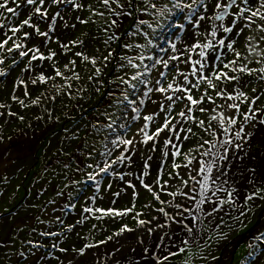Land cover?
Returning a JSON list of instances; mask_svg holds the SVG:
<instances>
[{
    "label": "rangeland",
    "instance_id": "rangeland-1",
    "mask_svg": "<svg viewBox=\"0 0 264 264\" xmlns=\"http://www.w3.org/2000/svg\"><path fill=\"white\" fill-rule=\"evenodd\" d=\"M75 2L83 4L84 7L76 10L67 7L60 11L64 15V20L58 17V23L53 24L56 25L55 31L49 41H45V37L37 35L35 30L28 26H25L21 33L14 37L15 42L24 43L30 48L39 47L45 56H50L54 51L56 52L55 57L31 61V71H24V69L29 67L32 53L29 54V57H19L15 53L7 54L8 58L5 64L0 65V69L8 73L6 76L0 77V103L9 106L0 109V112L5 113L4 116H0V135L3 136V139L0 140V168L2 169L0 171V264H61V262L69 264V261L72 264H152V258L158 255L161 247H164V244L158 243V238L164 242L176 241L175 245H167L168 248H176L180 245L179 238L185 235L181 225L176 222L181 217L177 216V213L175 216L173 215V212L177 210L171 207L167 201L173 200L174 203L179 202L183 205L189 200V197L179 194L176 197H171L167 192L156 188L161 199L165 201L164 204H161L144 189L140 181L152 183L159 173L163 180H169L166 185L167 191L182 188L180 178L171 180L169 174L179 172L180 177L189 179L187 173L192 172L196 167L197 159L205 160L206 157L200 156V153L208 149L217 153L215 156L211 155V163L208 161V164L215 161L219 165V167L213 168V176H216V173L226 163L228 167L224 168V171L229 173V169L233 165L232 162L237 160L234 165L236 164L237 170L240 171L238 178L229 180L228 175L226 177L228 183L224 187L230 185L237 190L236 199L243 206L245 215L240 216V212L236 208H228L225 205L224 211L217 217V219L222 217L219 229H215L214 225H209L214 238L211 247L201 253L200 249L193 245L191 257L184 254L181 257L173 258L166 264H183L186 258L191 260V264H241V261L251 251L247 247L249 242L264 248V239H255L257 233H253L254 225L256 227L258 223L262 221L264 223V201L256 199L253 202H246V195L253 188V185L248 182L249 179L255 181L256 187L264 184V171L258 172L257 170L256 176H252L248 171L251 168L257 169L260 163L264 162V126H261L260 130L256 128L252 139L242 149L230 148L228 150L227 155L230 157V161H220L218 156L223 151L221 143L229 137L224 135L222 130L217 132V121L212 120V116L215 115L219 118V114L225 111L223 106L226 100L224 97L216 95V92H232L235 95L234 88L236 87L235 82H224L223 79L217 82L212 77V71L219 72L222 69L221 60L227 63L229 60L236 59L232 50L219 45V40L235 37L237 43L234 48L235 51L241 53V62L246 63L243 61V57H247L252 61L247 63V66L259 69L264 67V63L256 62L261 60L262 54H264V41L259 39V36L264 34L256 31V26L238 36L235 29L232 34L224 33L223 27L228 26L230 15L226 16L224 20L215 21L211 19L212 8L209 7L205 11L202 4L189 20V9L174 10V14H168L166 17L159 15L157 9L161 5L171 7L173 0H134V4L140 10L128 9L133 11L131 16L114 15L102 5L100 0H75ZM120 2L124 3V0H120ZM183 2L191 3V0H183ZM212 2L213 0H205V3L209 5ZM152 3L157 5V9L150 7ZM237 3L240 4L241 0H237ZM115 8L116 5L113 4L112 9ZM55 9L53 7L50 10V16ZM234 11L235 6L229 10V13ZM97 12L103 13V15L109 14L108 31L118 37V39H110V46H108V40L104 39L105 35L102 37L99 35L103 33V30H93L96 28L95 22L101 21L98 19ZM136 13L139 14L136 15ZM27 14V10H23L19 18H13L11 14L5 13L12 21L10 26L18 25L27 17ZM201 15L205 16V20L199 19ZM81 19L88 22L81 23ZM112 20H116L118 23L111 25ZM140 20L148 23L139 24ZM0 22L7 23L3 20ZM33 22L38 23L41 31L49 32L52 29L50 19L39 20L34 17ZM65 23L69 27H65ZM73 24L75 27L70 26ZM148 24H151L152 27L149 28ZM180 24H183L184 27H177ZM213 30L218 31V35L215 37L211 35ZM3 31L0 30V35ZM23 32H29L31 35L25 38ZM165 34L167 38H165L164 44L159 45L157 39L165 37ZM247 36H253L254 39L249 42L246 39ZM120 39H122L121 45ZM73 41H77V43L73 44ZM208 41L212 42L216 51L195 48L196 43L205 44ZM156 42V45L160 46L158 49L154 48ZM228 42L230 40L226 39V43ZM12 44L13 41H10L8 46H12ZM61 44H66L68 47L62 49ZM172 44L176 45L175 52L171 48ZM125 45H132V47L128 48ZM137 45L142 47H137ZM120 47L124 49V51L120 50L122 56L131 59L134 64H139V69L131 67L127 64V60L121 59H119L117 67L112 68V61L116 57V60L118 59L119 53L116 55V52ZM249 47H251V51L248 50ZM201 51L208 53L206 61L199 55ZM77 52L90 58L95 57L97 63L93 65L90 60H83L81 56L75 55ZM151 52L154 54L153 60L148 59ZM109 53L112 55L105 61L104 58L108 57ZM173 54L180 55L181 61L186 62L171 61L168 69H164L163 65H157V69L167 75L166 81L161 78L162 83L165 84L172 82L173 79L178 82L182 81L183 77L179 75L180 71L190 73L194 61L198 59L205 61L204 71L196 76L189 75L188 80L199 84L198 88L192 89L194 98L204 97V93L207 91L215 104L204 97L203 104L196 106L189 115H194L197 121L204 120V128H208V131L199 127L198 123L187 120V117L184 120L177 117L174 123L184 130L167 133V137L172 139L171 145L164 142V133L155 142L138 144L132 154L131 162L125 161L113 166L116 175L102 174L101 188L95 195L97 197L95 202L85 201L90 192L89 183L74 185L73 181L85 180L86 173L91 171V169H87V164L94 163V161L90 159L89 153L98 157L99 152L103 150L102 142L105 137H108L109 140L120 139L124 134V129L120 128L121 124L131 125V129L127 133V137L131 138L136 130L145 123L142 117L159 110L158 103H153V100L158 99L165 107L168 104L165 95L160 93H150L147 101L144 100V104L138 102L141 92L147 91V87H151V84H140L135 91L128 89L129 100H124L123 94L127 85L121 84L118 80L115 83L106 81L105 76L116 74L117 77L126 76V79H129L137 71H143L144 65L151 68L156 60L161 57L169 59ZM0 55H6L3 49H0ZM141 55L145 57L142 61L139 59ZM216 56H220V60L213 61V57ZM13 58L17 59L19 64L9 68L8 65ZM73 60L76 61L74 66L70 63ZM173 64H178L179 71L172 69ZM65 65H68V69ZM121 65L126 66L122 68ZM196 67L199 68V65ZM56 68L70 79L56 77L55 80H48L46 83L37 80L36 84H32L31 81L37 79L41 73L46 77L55 76ZM73 68L75 73L79 74L78 80L70 71ZM96 68L101 70L100 73L96 72ZM225 71H228L229 75H235L230 69ZM157 75V70L153 69L147 78L154 79ZM201 75L212 78L213 82L217 84V88L215 90L208 88L206 82L199 80ZM20 80H24L27 84V95L24 86L19 85ZM242 80L249 82L247 87L241 89L249 96L259 95L264 91V80L260 79V73H254L251 77L244 75ZM86 81L87 83H85ZM68 82H71V88L68 87ZM183 83L187 85L188 81H183ZM252 88H256L257 91L253 92ZM13 96L23 100L24 105H21L18 100L12 99ZM37 98H39V102L33 103ZM133 100L136 103L129 104V101ZM227 102L231 103V101ZM236 103L241 104V111L247 107L239 100ZM137 106L140 108L139 113L132 111ZM200 106L210 109V111L200 112ZM257 106H264V96L257 102ZM180 110L186 111L183 101L177 102L173 108L169 109V113L175 115ZM8 112L15 113V115L10 116L7 114ZM169 113L161 114V117H158L150 126L151 130L161 123L163 115ZM137 114L141 119L134 121L133 117ZM225 114L227 115V113ZM21 116L24 117L23 120L19 119ZM209 121H211V127ZM109 123L113 124L112 129L104 127ZM94 125L100 126V131H97L93 127ZM248 127L250 128L251 125ZM188 128L193 131L188 132ZM213 132L218 139H214L213 135H210ZM204 140L213 141L216 147L212 148L208 144L201 147ZM109 146L111 147V145ZM119 151L120 149L117 148L116 152ZM127 151L128 148L125 146V154ZM177 151L181 152L180 156L175 155ZM164 153H168V155H164ZM115 155L114 152L113 159ZM186 157H196L187 169L183 168V165L187 164ZM174 163H178L182 167L174 169L172 167ZM144 173H148V175H144ZM206 174L198 175L197 179L201 184ZM120 175H123L125 179L120 180ZM108 184L112 185L111 189L107 188ZM219 184V178L216 179L215 184L210 181V190L207 195L213 199L216 196L223 199L225 193L222 191L213 195L216 185ZM194 187L195 190L191 192V196L195 197V200L188 203L190 211L185 215H198L196 204L200 200L199 186L195 181H190L188 188L183 190L188 191ZM118 191L121 195L116 197L114 193ZM77 195L79 198L73 203L71 199ZM84 204L105 209L112 207L123 210L133 208V205L134 208L132 213L123 217H108L101 216L99 213L82 212ZM69 207L72 211L65 209ZM161 207L165 209L168 216L157 211ZM204 207H208V204H205ZM249 207L251 211L248 210ZM140 213L143 215H137ZM134 216L135 218H133ZM236 216H240V219H234ZM140 219L149 220L151 223L142 226L139 224ZM205 223L207 224L208 221L205 220ZM72 225L75 227L69 231L68 229ZM124 225L133 231H124L121 235L116 236L115 233ZM250 227L251 229H248ZM149 228L153 231L149 232ZM46 232H56L59 235H42ZM243 232L245 234L240 236V233ZM224 233L227 234L226 238L216 239L217 236ZM109 236L113 238L109 240ZM30 241L31 243H29ZM101 241H105V243H101ZM53 243L57 245L56 248L51 247ZM201 243L204 241L201 240ZM85 244H91L93 247L86 249L83 256L78 252L71 251V249H79ZM145 246L149 249L148 252L143 251ZM60 247L67 248L69 251L62 253L59 251ZM154 247L155 251H152ZM22 252L23 256L20 255ZM56 257H59V261ZM202 257H206V259Z\"/></svg>",
    "mask_w": 264,
    "mask_h": 264
},
{
    "label": "snow or ice",
    "instance_id": "snow-or-ice-1",
    "mask_svg": "<svg viewBox=\"0 0 264 264\" xmlns=\"http://www.w3.org/2000/svg\"><path fill=\"white\" fill-rule=\"evenodd\" d=\"M103 6L108 8L110 12H112L116 16L120 15H126L131 16L133 14L132 10L139 11L140 9L134 4V0H124V3H121L120 0H100ZM115 4L116 8L112 9V5ZM204 6L205 11L208 10L209 7L212 8L213 15L211 19L215 21L224 20L226 16L230 15V19L228 21V26L223 27V32L232 34L234 29L236 30V35H241L246 32V30H252L254 26H256V31H258L261 34H264V0H241V3L238 4L237 0H213L212 4L209 5L205 3V0H191V3H184L183 0H173L172 6L168 7L167 5H161L160 8L157 9V5L155 3L150 4V7L153 9H157L159 12V15L161 17H166L168 14H174V10L177 11H183L184 9H189L188 18L191 20V17L196 14V10L200 5ZM62 5H74L76 9H82L84 7L81 3H76L75 0H2L0 2V20L6 21L7 23L0 22V30H4L2 32V35H0V49H3L6 53V55H0V65L5 64V61L7 60L8 56L7 54H13L15 53L19 57H29V54L32 53L29 59V67L25 68L24 71H31V61L33 60H45V59H52L56 56V52H51L50 56H45L43 53H41L39 47L30 48L24 43H18L14 41V37L17 36V34L21 33V30L24 29L25 26H28L29 28H32L35 30V33L39 36H43L45 38L49 37L48 31H41L38 23L33 22V18L37 17L39 20H45L50 19L53 23L55 22V18L59 17L61 20H64V15L59 11V7ZM235 6V11L229 13L230 9H233ZM55 7L57 10L50 16V10ZM132 9V10H128ZM27 10V17L22 20L18 25L10 26L12 25V21L8 19V16L5 15V13L11 14L13 18H19L21 15V11ZM124 10V11H122ZM219 10V11H217ZM98 15H103V13H97ZM79 19V17H77ZM199 19L201 21L205 20V16L201 15L199 16ZM86 20H81V23H87ZM259 22V23H258ZM118 22L116 20L111 21V25H116ZM147 21L140 20L139 24H146ZM239 25V27H237ZM71 27H75V25H70ZM159 26V24H158ZM65 27H69L67 23H65ZM148 27L151 28L152 25L148 24ZM179 28H183L184 25L180 24L177 25ZM52 31H55V29H52ZM11 33V34H9ZM31 33L29 32H23V36L27 38L30 36ZM211 35L213 37L218 35L217 30H213L211 32ZM114 37H109V39H113ZM118 39V37H115ZM226 39H229L230 42L226 43ZM247 41H252L254 39L253 36H247ZM259 39L264 41V35H260ZM13 41L12 46H8L9 42ZM73 44L77 43V41H73ZM79 43H82V41H79ZM237 43V40L235 37H226L219 40V45L224 46L228 50H232L235 53L236 59L229 60L227 63H224L221 60L222 69L219 72L212 71V77L215 78V81L219 82L223 79L224 82H235L236 87L234 88L235 95L232 94V92H225V91H219L216 92V95H219L221 97H224L226 100L225 105L223 106L225 108L224 112H221L219 114V118L217 116H212V120L217 121V127L216 131L219 132L222 130L224 135H227L229 138L226 140H223L221 143V148L223 149L222 152L219 153L218 159L220 161H230V157L227 155L228 150L234 149L239 150L242 149L243 146L252 139L255 130L258 126H264V106H257V102L261 100V97L264 96V91H262L259 95L255 96H249L247 92L241 90L243 87H247L249 82L243 81L242 77L244 75H247L249 77L253 76L254 73H260V79L264 80V67H261L259 69L249 68L247 66V63H251L252 61L248 60L247 57H243V61L241 62V53L235 51L234 45ZM60 47L67 48L68 45L61 44ZM125 47L131 48L132 45H125ZM137 47H142L140 45H137ZM171 48L173 52L176 51V45L172 44ZM195 48L201 49V48H207L211 49L213 51H216L211 41H208L205 44L196 43ZM163 51H167L166 49H162ZM251 51V47L248 49ZM76 56H81L83 60L89 61L95 65L97 63L95 57H88L83 55L81 52L75 53ZM112 54L109 53L108 57H105V61L109 59V57ZM201 57L205 58V61L207 60L208 53L201 51L199 53ZM121 60H127V64L131 65V67L139 69V64H134L131 59L127 57H120ZM139 59L142 61L145 59L144 56H140ZM148 59H152L149 57ZM220 60V56L213 57V61ZM171 61H178V62H186L181 61L180 55L173 54L170 56L169 59H164L161 57L160 59L156 60L152 65L151 68L148 65H144L143 71H137L136 74L132 75L129 79H125L123 76H119L117 79L121 84L127 85V89L124 90L123 99L129 100V92L128 89H131L133 91L138 89V85L145 84L149 85L151 84V87H147V91L142 92V95L148 96L150 93H160L165 95V99L168 102L167 107L163 103H160L157 100H153V103H158L159 110L157 112H154L152 114H146L142 117V119L145 121V123L140 126L136 133L131 137H127L128 131L131 129V125L128 123H124L120 125V128L124 129L123 136L120 137V139H112L109 140L108 137H105V140L103 143V150L99 152L98 157L93 156L91 153H89L90 159L94 161V163H88L87 169H91V171H88L86 173V179L83 181H73L74 185H80V184H86L88 181L95 182L97 190L100 188V180L98 177H100L102 174L108 175L111 173L112 175H116L114 165H119L121 163H124L125 161L131 162L132 161V154L136 150V146L138 144H148L149 142H155L162 133L165 134V143L171 145L172 139H169L167 137L168 132H177V131H183L184 129L182 127H179L177 124L174 123V121L177 120V117L180 118V120H184L185 117H187V120L193 121L194 123H198V126L201 128H204L205 121L204 120H198L194 115H189V113H192L194 108L198 105H202L204 102V97H206L208 100H211L213 104H215V101L211 96L208 95L207 91L204 93V97L202 98H194L192 94L193 88H198L199 84L189 81L188 76H196L198 73H202L205 68V61L202 60H196L192 63V71L190 73H185L180 71L179 75L183 77L182 81H177L176 79H173L172 82L169 83H162L161 78H163L165 81L167 80V75L160 69H157V65H163L164 69H168ZM257 63H264V54H262V59L259 61H256ZM71 65H75L76 61L73 60L70 62ZM19 64V61L15 58H13L8 65L9 68L17 66ZM196 65H199V68L196 67ZM126 65H121V67H125ZM65 67H68V65H65ZM156 69L158 75L154 79H148L147 77L151 74L152 70ZM172 69L174 71H179L178 64H173ZM226 69H230L232 73L235 75H229L228 71H225ZM70 71L73 72V76L75 79H79V74L75 73L74 68L70 69ZM100 69L96 68V72L100 73ZM8 73H6L3 69H0V77L6 76ZM56 77H63L64 79H70V77L64 76V74L57 68L55 69V76L46 77L43 73H41L37 79H33L31 82L32 84H36L37 80L41 83H46L48 80H55ZM144 77V79H141ZM89 79H92V77H89ZM199 80L201 82H206L208 88H211L215 90L217 88V84L213 82V79L206 75H201L199 77ZM183 81H188V84L185 85ZM19 85H23L25 88V94L27 95L26 89L27 84L24 80L19 81ZM18 85V86H19ZM190 85V86H189ZM69 88H71V84L68 85ZM253 92H256V88H252ZM171 93V94H169ZM70 95V93H69ZM151 99V97H149ZM12 99L18 100L21 105H24V101L20 100L18 97L13 96ZM54 99V97H53ZM241 101L244 105H246V109L244 111H241V104L236 103V101ZM183 101L185 110H180L175 115H171L169 113V109L173 108L177 102ZM227 101H231V103H228ZM39 98H37L36 101H33V103H38ZM136 102L129 101V104H135ZM144 100H140V104H144ZM9 106L6 104L0 103V109L8 108ZM133 112L139 113L140 108L134 107L132 109ZM200 112L210 111V109H205L203 106L199 107ZM169 113L167 115H163L161 123H159L154 130H151L150 126L152 123L158 118L161 117V114ZM227 113V115L225 114ZM10 116H14L15 113L8 112L7 113ZM5 113L0 112V116H4ZM20 120H23L24 117H19ZM39 119V117H38ZM141 119L140 115H136L133 117L134 121H139ZM209 126L211 127V121L208 122ZM227 125V126H226ZM251 125L249 128L248 126ZM97 131H100V126H93ZM106 129H112L113 124L109 123L106 126H104ZM246 129H248L246 131ZM204 130L207 132L208 128H204ZM188 132H192L193 130L191 128L187 129ZM210 135H213L214 139H218L216 137L215 133H210ZM180 138V137H176ZM3 139V136L0 135V140ZM184 139H187V137H184ZM211 145L212 148L216 147V144L213 141L204 140L203 144H201V147L204 145ZM111 145V147L109 146ZM125 146H127L128 151L125 154ZM119 148L120 151L116 152V149ZM116 153L115 158L113 159V153ZM164 155H168V153H164ZM176 156H180L181 152L177 151L175 152ZM209 155H217V153L212 152L211 149H208L202 153H200V156L207 157ZM247 155V153H245ZM187 158V164L183 165V168L187 169L189 165L193 163V160L196 159V157H186ZM241 159H243L241 157ZM174 169H179L182 167V165L178 163H174L172 165ZM219 167V165L216 164L214 161L212 164H208L207 161L203 159H197L196 160V167L193 169L192 172H188L187 175L189 176V179H183V177H180V173L176 172L175 174H169L171 180H175L177 178H180L182 188H177L175 191H167L166 185L169 183V180H163V177L158 173L157 177L153 179L152 183H145L143 180H141V184L143 185L144 189H146L156 201H159L161 204H164L165 201L161 199L160 194L156 191V188H159L161 191L167 192V194L171 197H176L178 194L181 196H188L189 200L185 204H181L179 202H173V200H168L167 203L175 208V209H183L182 212H177V216L181 217V219L177 220L176 222L179 223L182 227V230L184 231L185 235L180 237V245L176 248H168L167 245H175L176 241H167L164 242L161 238H158V243L164 244V247H161L159 250L158 255L152 258V264H166V262L171 261L173 258L181 257L184 254H187L188 257H191L193 255L192 253V246L195 245L200 249V252L203 253L207 248L211 247V242L213 241V235L212 229L209 228V225H214L215 229H219L220 224L222 223V217L217 219L219 217V214L224 211V206L227 205L228 208H236L240 212V216L245 215L243 206L237 202V195L238 192L236 189L232 188L230 185L228 187H224L225 184L228 183V180L226 177L228 176V173L224 171V168L228 167V164H224L223 168L220 169L216 173V176L212 175L213 168ZM77 171H80V169H77ZM248 171L252 174V176L257 175V169L251 168L248 169ZM203 183L201 184L200 181L197 179L199 174H205ZM144 175H148V173H144ZM220 179V184L216 185L215 190L213 191V195H216V192H224L225 197L221 199L219 196H216L215 199H213L211 196L207 195V192L210 190V181L212 184H215L216 179ZM120 180H124L125 177L123 175L119 176ZM190 181H195L196 184L199 186V195L200 200L196 204V212L198 215H185V213H189V207L188 203H190L192 200H195V197L191 196V192L195 190V187L192 189H189L188 191H184L183 189H187ZM249 184L253 185L252 190L246 195V202H253L256 199L264 201V184H262L259 187L255 186V181L252 179H249ZM131 187H135L134 185H130ZM112 185L108 184L107 188L111 189ZM116 197H119L121 193L118 191L114 193ZM97 197L94 195L89 198L90 202L94 203ZM205 204H208V207H204ZM219 205V206H217ZM146 207H149L146 205ZM134 208V205H133ZM133 208H126L123 210H119L116 208L109 207L107 209L100 208V207H91L86 206L83 208V211L85 213L93 214V213H99L101 216H108V217H123L125 215H128L129 213L133 212ZM251 211V208L248 209ZM157 211L163 213L165 216H168V213L165 211L164 208H158ZM137 215H143L142 213ZM240 216L234 217V219L239 220ZM98 219L101 217H97ZM135 218V216L133 217ZM169 219H172V217H169ZM187 221L186 223L184 221ZM205 220L208 221V223H205ZM79 223V222H78ZM151 223L149 220L140 219L139 224L140 225H147ZM75 225L70 226L68 229L69 231L74 228ZM230 227V225H229ZM124 231H133V229L129 228L127 225H124L121 227V229L115 233L116 236L121 235ZM149 232L153 231V229L149 228ZM42 235H53L58 236L59 233L51 232V233H42ZM167 235V234H165ZM227 234L224 233L220 236H217L216 239H223L226 238ZM113 237L109 236L108 239L111 240ZM255 239L260 240L264 239V233H261L260 236L256 237ZM201 240L204 241V243H201ZM31 243V241L29 242ZM101 243H105V241H101ZM39 247V246H37ZM51 247L56 248L57 245L53 243ZM93 247L91 244H85L83 247L76 249L73 248L71 251L78 252L79 255L83 256L85 254V250L88 248ZM247 247L251 249V251L248 253V255L241 261V264H264V248H260L258 245L253 244L252 242H249ZM167 248V250H165ZM59 251L62 253L68 252L69 249L60 247ZM144 252H148L149 249L147 246H145ZM152 251H155V247L152 249ZM21 256L24 255V253H20ZM205 258L206 257H202ZM56 259L59 261V257H56ZM213 259H216V257H213ZM62 264V262H61ZM69 264H72L71 261H69ZM183 264H191L190 259H184Z\"/></svg>",
    "mask_w": 264,
    "mask_h": 264
},
{
    "label": "bare ground",
    "instance_id": "bare-ground-1",
    "mask_svg": "<svg viewBox=\"0 0 264 264\" xmlns=\"http://www.w3.org/2000/svg\"><path fill=\"white\" fill-rule=\"evenodd\" d=\"M147 101V100H146ZM259 130H260V128H261V126H258L257 127ZM262 129V128H261ZM259 132V131H258ZM205 161H207V163H208V161H209V163H211V155H209V156H207L206 158H205ZM237 160H235V161H233L232 163H233V165L231 166V168L229 169V173H228V175H229V177H230V179L229 180H231V179H233V180H236L237 178H238V174H239V170H237V165L235 164L234 165V163L236 162ZM2 162V161H1ZM2 169L0 168V171H1ZM257 170H258V172H260V171H264V162H262V163H260V166L257 168ZM100 188H101V186H100ZM99 191H100V189H99ZM98 191V192H99ZM177 211H174L173 212V215L175 216V213H177V212H182L183 211V209L181 208L180 210H178V209H176ZM186 214V213H185Z\"/></svg>",
    "mask_w": 264,
    "mask_h": 264
}]
</instances>
